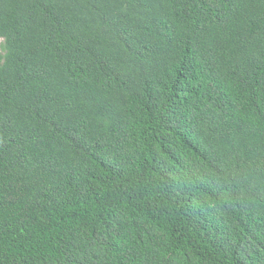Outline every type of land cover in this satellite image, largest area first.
Instances as JSON below:
<instances>
[{
	"label": "trees",
	"instance_id": "16d2710c",
	"mask_svg": "<svg viewBox=\"0 0 264 264\" xmlns=\"http://www.w3.org/2000/svg\"><path fill=\"white\" fill-rule=\"evenodd\" d=\"M0 264H264V0H0Z\"/></svg>",
	"mask_w": 264,
	"mask_h": 264
}]
</instances>
